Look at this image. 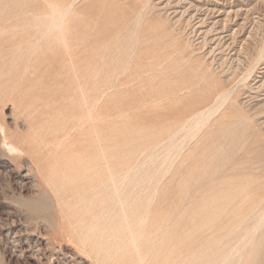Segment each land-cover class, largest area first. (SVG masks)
I'll list each match as a JSON object with an SVG mask.
<instances>
[{
  "label": "rangeland",
  "instance_id": "rangeland-1",
  "mask_svg": "<svg viewBox=\"0 0 264 264\" xmlns=\"http://www.w3.org/2000/svg\"><path fill=\"white\" fill-rule=\"evenodd\" d=\"M0 123V264H264V0H0Z\"/></svg>",
  "mask_w": 264,
  "mask_h": 264
},
{
  "label": "bare ground",
  "instance_id": "bare-ground-1",
  "mask_svg": "<svg viewBox=\"0 0 264 264\" xmlns=\"http://www.w3.org/2000/svg\"><path fill=\"white\" fill-rule=\"evenodd\" d=\"M70 11V8H66L64 10H60L58 9L57 7L53 6V9L50 13V17H51V23H50V26H49V29L50 27L51 28H57L59 30V32L61 33V36L63 38V40L65 42H67V34L65 33L64 31V27H63V21L64 19L66 18L67 14L69 13ZM47 28V31L49 30ZM46 31V32H47ZM58 37V36H57ZM51 42V41H50ZM69 50V49H68ZM69 52V51H68ZM70 56H72V54L70 53ZM78 80V79H77ZM222 87V86H221ZM230 89V88H229ZM228 90V89H227ZM233 90V89H232ZM231 91V90H230ZM229 91V92H230ZM229 92H224L223 94H220V96L218 98H216L213 102V104H211V106H209L208 108L206 109H203L202 111H200L199 113H197V115L195 116V124L194 126L192 127V130L194 133L192 135H195V131H197L198 129H200L208 120H210L226 103V101L229 99L230 97V93ZM26 118V117H25ZM30 119V118H28ZM1 124V123H0ZM188 129V128H187ZM15 131V130H14ZM13 131V132H14ZM183 131H186V130H183ZM16 134H17V131H15ZM1 133H2V141H3V145L4 147L10 151V152H13V154H16L17 156L19 155H22V154H26V152L30 149V145L29 146V142L26 141L25 138H22V139H19V138H16V136H14V134H11L9 132V129H7V127H4V126H1ZM26 133V132H25ZM32 133H30L31 135ZM191 134V133H190ZM187 135H189V133H187ZM29 136V135H28ZM31 137V136H30ZM188 137V136H187ZM32 138V137H31ZM30 138V139H31ZM37 139V138H36ZM29 140V139H28ZM30 141V140H29ZM32 142V141H31ZM29 143V144H28ZM34 144V143H33ZM182 144V143H181ZM177 146V145H176ZM34 147V146H33ZM36 151V149H35ZM39 151V149L37 150ZM102 152V151H101ZM33 153V152H32ZM35 153V152H34ZM12 154V153H11ZM41 154V152H40ZM36 155V154H35ZM40 156V155H39ZM37 157V156H36ZM43 158V156H42ZM36 159V158H35ZM40 159H41V156H40ZM40 162V161H38ZM154 163V162H153ZM44 164V163H43ZM37 165V164H36ZM45 166V165H44ZM39 168V166H37ZM46 169V168H44ZM40 170V169H39ZM44 171V170H43ZM48 171V170H46ZM133 170H129L127 172V175L124 177V180L125 181L129 174L132 172ZM41 172V171H40ZM49 172V171H48ZM42 173V172H41ZM43 174V173H42ZM49 174V173H48ZM41 175V174H40ZM69 178L72 177L73 174H67ZM42 176V175H41ZM112 177V176H111ZM49 181V183H54L55 182V178L54 177H49L47 179ZM94 211V210H93ZM264 213V212H263ZM264 215V214H263ZM262 218V217H261ZM259 222V221H258ZM94 224V223H92ZM257 225V224H256ZM255 225V226H256ZM257 230V229H256ZM90 231V230H89ZM250 231V230H249ZM252 232V231H250ZM247 234V233H246ZM254 234V233H253ZM251 239V238H250ZM249 239V240H250ZM240 242V241H239ZM238 244V242H237ZM240 245V244H239ZM238 248V247H237ZM233 250V249H232ZM231 250V251H232ZM244 251V250H243ZM238 253V251H237ZM241 253V251H240ZM228 254V253H227ZM234 254V253H233ZM242 255V254H241ZM228 256V255H227ZM226 256V257H227ZM234 256V255H233ZM142 259V258H141ZM226 259V258H225ZM228 260V259H227ZM226 260V261H227ZM223 261V260H222Z\"/></svg>",
  "mask_w": 264,
  "mask_h": 264
}]
</instances>
